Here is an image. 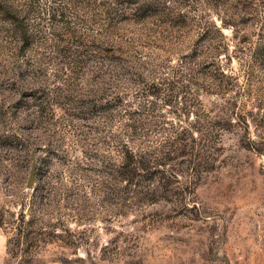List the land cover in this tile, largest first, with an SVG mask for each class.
Instances as JSON below:
<instances>
[{
	"label": "rangeland",
	"instance_id": "obj_1",
	"mask_svg": "<svg viewBox=\"0 0 264 264\" xmlns=\"http://www.w3.org/2000/svg\"><path fill=\"white\" fill-rule=\"evenodd\" d=\"M12 1L40 41L0 14V264H264V0ZM117 56L134 75L97 77ZM160 76L190 92L137 117ZM109 89L156 158L131 182ZM153 124L195 143L160 152Z\"/></svg>",
	"mask_w": 264,
	"mask_h": 264
},
{
	"label": "trees",
	"instance_id": "obj_2",
	"mask_svg": "<svg viewBox=\"0 0 264 264\" xmlns=\"http://www.w3.org/2000/svg\"><path fill=\"white\" fill-rule=\"evenodd\" d=\"M16 5L17 4H15V2H13L12 0H0V14L5 15V20L10 25V28L15 34V38H16L15 40L20 43L21 49L22 50L28 48L31 49V46H33V44L36 41H40V37L35 32H33L32 29L29 30V28L31 27L30 26L28 27V24H25V22L22 21L23 19L19 14L20 10L13 11L11 9L12 6H16ZM78 56L79 54H77L75 58L77 59ZM120 56H117L116 58H112V57L106 58L107 64H104L105 62H103L102 59L101 62H99L100 67L97 68L100 72V74H98L97 77H103L102 79H105L104 77L107 76L109 77L108 80L110 79V77H112V79L107 83H115L117 80H119L122 77L123 74L134 75V72L129 70L130 67H133L129 64V63L132 64V62L128 61L129 62L128 63L127 61H125L121 63L119 62ZM138 61L140 62V64L142 63L144 64V68L146 67L147 61H140V59ZM121 69L125 72H122L119 78L118 77L119 74L117 73L114 74L113 72H117ZM190 89L191 88L189 84L188 85L184 84L181 79H174V78L170 79L168 77H161V76L152 78L151 82L145 83V86L142 87L141 90H139L140 94L136 92L132 96L133 102L137 100V101L149 103L148 106L146 104L140 105L138 111L136 112L137 117H142V119L149 117H159L155 113L156 108L154 107V100L160 99L164 103H170L172 102V99L175 100L179 94L185 95L186 93H189ZM107 91L109 93H106L105 95L108 96L107 98H110V100H112V103L111 106L109 107H102V110L105 111L107 109H113L114 107L115 108L120 107L119 131H118L117 139L113 140V144L117 149V151L122 155L123 166L125 167V169L120 171L121 176L123 177L127 176V178H130V182H131L135 177H145L147 175H150L153 172L150 171V168L157 167L155 164H152L156 158H154L152 154L149 153L150 151L144 150L142 148H139V150L137 149L136 151H134L133 150L134 148L130 145V143L135 142V139H137L136 136L145 135L144 132L140 133L137 132L135 129L136 126H134V122L136 120H139L138 118L137 119L134 118L135 110L130 108L131 107L130 102L124 100V95L118 96L116 93V95L114 96L111 95L112 93L110 92L112 91L111 89ZM136 97H138V99ZM149 97L152 98L153 100L149 99ZM110 100L108 102H110ZM121 110L124 112L122 113ZM124 118L126 119V121L122 122V119ZM160 124H153L154 125L153 130L157 132L160 131L161 133L167 132V134L164 135V139L160 140L157 147H155L156 149L158 148L159 151L161 150L160 152H162L164 148H167L168 150L172 151V149L177 145L178 146L181 145L184 148L186 145L190 147L191 144L195 143L194 142L195 138L192 136V134L190 135V131L192 128H190V130H187L183 127L179 129V128H175L174 126H170L168 127V129H166L164 127L159 128ZM187 139L188 141L190 140L193 143L183 145L185 143V140ZM188 153H190V156L195 155L192 154L191 151H188ZM147 155H149V159L146 157ZM190 162L191 160H188L187 165H189ZM164 163L165 161L163 160L158 164L162 165ZM194 163L196 164V166L203 167V164H201V159L197 161L196 158ZM159 173L164 174V171H160ZM154 176L158 177L159 179L161 178V176L157 175V172ZM154 192L155 189L153 188H147L146 190H144V193L146 195ZM20 215L22 216V213H20ZM15 229H16V234L18 236L20 233V228L18 226H15ZM20 237L21 235L17 237L16 239L17 242L20 240L19 239Z\"/></svg>",
	"mask_w": 264,
	"mask_h": 264
},
{
	"label": "water",
	"instance_id": "obj_3",
	"mask_svg": "<svg viewBox=\"0 0 264 264\" xmlns=\"http://www.w3.org/2000/svg\"><path fill=\"white\" fill-rule=\"evenodd\" d=\"M34 176H35V162L33 161L31 166H30L29 173H28V178H27L26 184H25V187L27 189H32L33 188Z\"/></svg>",
	"mask_w": 264,
	"mask_h": 264
}]
</instances>
